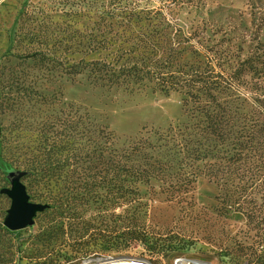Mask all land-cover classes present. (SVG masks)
<instances>
[{"label":"trees","instance_id":"16d2710c","mask_svg":"<svg viewBox=\"0 0 264 264\" xmlns=\"http://www.w3.org/2000/svg\"><path fill=\"white\" fill-rule=\"evenodd\" d=\"M185 9L195 15L182 24ZM119 15L114 31L89 35L87 57L34 47L0 58L1 158L24 171L30 200L47 204L35 236L44 257L34 264L139 245L177 254L187 242L153 222V201L189 202L200 176L215 184L218 214L239 218L233 235L205 230L201 239L232 261L264 264V33L218 37L193 0ZM78 74L106 89L177 92L182 117L122 141L38 89Z\"/></svg>","mask_w":264,"mask_h":264},{"label":"rangeland","instance_id":"374dc122","mask_svg":"<svg viewBox=\"0 0 264 264\" xmlns=\"http://www.w3.org/2000/svg\"><path fill=\"white\" fill-rule=\"evenodd\" d=\"M170 1L0 0V58L7 52H24L34 47L42 51L51 50L54 55L72 60L87 57L84 49L89 35L109 27L114 31L120 23L119 14L123 9L133 12L154 10L166 6ZM193 3L208 18V23L218 28V37L225 39V33L227 37L237 35L248 40L254 36V32L264 33V27L259 25L264 19V0H193ZM181 13L179 20L182 24L195 15L194 11L187 14L186 9ZM252 19L254 24L251 23ZM38 89L43 94L56 96L60 103L54 107L68 109L71 106L80 113H87L94 123L112 129L122 141L139 136L144 126L148 129L163 128L182 117L180 95L177 92L165 94L148 88L139 91H124L117 87L106 89L91 85L84 74L72 78L57 76L53 81L40 83ZM47 113H51V110L48 109ZM36 132L38 130L33 131L32 135ZM0 166L6 179L0 181V188L9 187L7 175L20 168L6 162L1 154ZM21 180L30 194L27 179ZM216 192L215 184L200 176L195 181L189 202L174 205L162 198L153 201V222L170 223L171 236L181 237L187 242L177 254L159 258L153 255V248L139 245L130 250L78 256L68 262H64L61 257L66 254H58V264H91L94 258L117 255L136 256L150 264H175L177 258L188 264H194V261L202 264H242L240 260H230L227 251H220V244H208L201 239L205 230L233 235L238 226L237 215L229 213L224 218L218 214L217 201L214 199ZM0 195V264H34L37 259L42 261L44 256L37 255L38 252L40 254L41 245L35 236L45 216L44 210L35 214L32 224L15 232L5 231L4 217L10 206V198L1 191ZM191 204L194 211L190 214ZM194 232L198 233L197 239L193 236ZM227 244L231 243H223ZM86 260L90 261L84 262Z\"/></svg>","mask_w":264,"mask_h":264},{"label":"water","instance_id":"95a60500","mask_svg":"<svg viewBox=\"0 0 264 264\" xmlns=\"http://www.w3.org/2000/svg\"><path fill=\"white\" fill-rule=\"evenodd\" d=\"M24 171L21 169L17 171H12L11 174L7 175L10 186L4 187L1 190V193H6L10 198V206L6 211L4 217V226H6L10 230H20L30 224L33 223V217L37 212L44 210L47 207V204L41 202H33L30 200L29 194L27 193V189L23 184L21 178L24 175ZM136 259L144 261L145 263H149L147 260L136 256H128V255H117L113 256H105L94 258V262L91 264H96L104 261H115V260H130ZM90 260H86L84 262H89ZM180 261L179 258L175 260V264ZM197 262V261H195Z\"/></svg>","mask_w":264,"mask_h":264},{"label":"bare ground","instance_id":"6f19581e","mask_svg":"<svg viewBox=\"0 0 264 264\" xmlns=\"http://www.w3.org/2000/svg\"><path fill=\"white\" fill-rule=\"evenodd\" d=\"M194 264H202L198 262H193ZM96 264H149L145 263L144 261L141 260H136V259H130V260H115V261H104V262H99ZM177 264H188L187 261H179Z\"/></svg>","mask_w":264,"mask_h":264}]
</instances>
